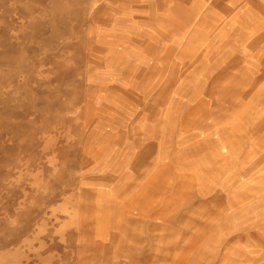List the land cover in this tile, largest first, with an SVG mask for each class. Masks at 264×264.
<instances>
[{
    "label": "rangeland",
    "instance_id": "rangeland-1",
    "mask_svg": "<svg viewBox=\"0 0 264 264\" xmlns=\"http://www.w3.org/2000/svg\"><path fill=\"white\" fill-rule=\"evenodd\" d=\"M0 264H264V0H0Z\"/></svg>",
    "mask_w": 264,
    "mask_h": 264
}]
</instances>
